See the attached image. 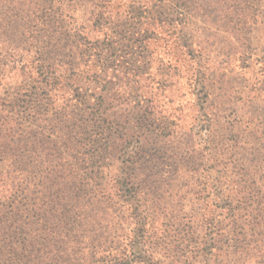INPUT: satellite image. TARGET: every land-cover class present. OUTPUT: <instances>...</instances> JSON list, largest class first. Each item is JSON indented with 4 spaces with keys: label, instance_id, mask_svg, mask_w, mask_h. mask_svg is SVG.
I'll return each instance as SVG.
<instances>
[{
    "label": "rangeland",
    "instance_id": "rangeland-1",
    "mask_svg": "<svg viewBox=\"0 0 264 264\" xmlns=\"http://www.w3.org/2000/svg\"><path fill=\"white\" fill-rule=\"evenodd\" d=\"M74 1L72 21L85 24L94 0ZM105 10L92 37L106 39V51L73 55L80 84L57 90L51 75L71 70L61 62L69 49L34 57L33 17L23 20L24 42L8 37L31 59L3 67L9 48L2 52L7 102L84 113L72 133L87 151V178L73 188L81 244L50 232V222L65 229L62 210L41 219L49 223L32 243L49 239L54 264H264V0H111ZM9 168L0 155V173Z\"/></svg>",
    "mask_w": 264,
    "mask_h": 264
},
{
    "label": "trees",
    "instance_id": "trees-1",
    "mask_svg": "<svg viewBox=\"0 0 264 264\" xmlns=\"http://www.w3.org/2000/svg\"><path fill=\"white\" fill-rule=\"evenodd\" d=\"M107 1L111 2V0H94L91 4L93 8L90 11V17L85 24L79 25L72 21L73 16L70 12L71 7L78 5V2L74 0H0L1 62L3 50L9 48L6 49L9 52V57H6L8 64L4 62L3 67L17 69V65L28 57L25 54L30 50L23 45V38H25V32L29 30L25 27L27 25L23 20L26 17H33L37 19L33 43H38L34 45L36 48L34 57L38 56L41 62L46 56L47 49L51 47L53 49L50 50L55 49L57 52L62 43L66 47L64 50L69 49V53L61 54L64 58L61 62H64V66L71 62L73 65L71 70L59 71L51 75V81L58 85L57 90L63 89L65 86L62 85L63 82L80 84L85 72L83 70L82 73L75 68L78 64H76L77 58L73 55L75 53L88 55L91 60L108 48L106 39L93 40L92 37L93 31L99 30V26L101 27L105 19V2ZM5 4L10 7L4 9ZM71 22L75 23L71 29L73 32L67 28V23ZM9 26L11 31L8 36L6 28ZM12 36L22 39L23 42L14 45L8 40V37ZM30 63L26 64V67H29ZM43 66L46 67L44 64ZM43 72L46 73V70ZM97 81L93 80L95 84L98 83ZM48 91L50 93L53 90ZM57 94L55 93V96ZM44 107L32 98L26 100L16 97L12 102H7L0 96V155L11 166L6 172L0 173V264H54L53 261L56 258L52 259L51 248L53 247L50 245V240L44 239L45 244L41 242L33 244L35 240H32V234L39 232V226L46 228L48 220L40 224L41 219H45L48 215L56 216L54 214L58 210H62L67 221H63L62 218L60 222V225L66 224L63 230H60L57 225V228L52 229L53 223L50 222V232L54 234V238L58 241H64L65 238L69 240L71 234L75 240L73 241L75 246L81 244L82 235L80 234L83 229L78 223L80 215L75 212V207L80 206V202L76 198L74 185L78 180L84 181L87 178L88 173H85L87 167L83 164L85 159H82L87 151L82 153L83 148L75 143L79 142L77 134L72 137V133L77 122L82 120L81 115L84 113L80 108L81 114L71 113L72 116H70L64 110L52 112ZM49 112H52L51 116L48 115ZM37 115L45 116L42 121L49 125L46 128L45 124V133L34 127L39 118ZM20 119L29 122V125L22 128L24 124L23 121H19ZM71 120H74V123L70 126L68 123ZM39 146H45L44 151L48 152L46 156L39 152ZM65 151H68L69 157L73 160L67 156H61ZM41 165L46 168L43 171L45 178L39 180L34 173ZM70 220H72V227H69ZM25 228H29V232H25ZM25 234H30L31 244L26 248L20 246L22 242L20 240Z\"/></svg>",
    "mask_w": 264,
    "mask_h": 264
}]
</instances>
